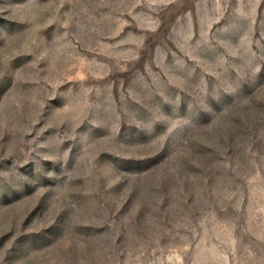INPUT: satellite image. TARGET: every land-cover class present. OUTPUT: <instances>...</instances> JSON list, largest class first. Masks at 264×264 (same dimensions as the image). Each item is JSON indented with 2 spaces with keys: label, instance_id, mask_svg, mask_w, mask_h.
<instances>
[{
  "label": "rangeland",
  "instance_id": "1",
  "mask_svg": "<svg viewBox=\"0 0 264 264\" xmlns=\"http://www.w3.org/2000/svg\"><path fill=\"white\" fill-rule=\"evenodd\" d=\"M0 264H264V0H0Z\"/></svg>",
  "mask_w": 264,
  "mask_h": 264
}]
</instances>
